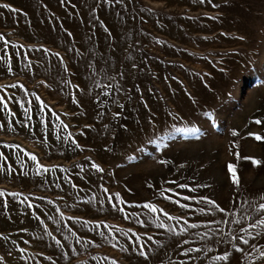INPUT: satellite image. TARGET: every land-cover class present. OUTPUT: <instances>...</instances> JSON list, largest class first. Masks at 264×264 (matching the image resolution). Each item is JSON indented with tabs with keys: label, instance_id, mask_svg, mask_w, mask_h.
Segmentation results:
<instances>
[{
	"label": "rangeland",
	"instance_id": "obj_1",
	"mask_svg": "<svg viewBox=\"0 0 264 264\" xmlns=\"http://www.w3.org/2000/svg\"><path fill=\"white\" fill-rule=\"evenodd\" d=\"M3 4L0 264H264V0Z\"/></svg>",
	"mask_w": 264,
	"mask_h": 264
},
{
	"label": "snow or ice",
	"instance_id": "obj_2",
	"mask_svg": "<svg viewBox=\"0 0 264 264\" xmlns=\"http://www.w3.org/2000/svg\"><path fill=\"white\" fill-rule=\"evenodd\" d=\"M121 2H122V0H115V3H121ZM61 3L63 4L64 0H61ZM104 3L111 5L113 3V0H104ZM0 8H8L12 12H16L17 11L15 8H11L10 5H7V4L0 5ZM0 41H3V43L5 45L8 44V41L3 37V35H0ZM21 47H23V46H21ZM45 51H47V50H45ZM55 55L58 56L59 54L56 53ZM4 59H5V56H0V60H4ZM7 59L11 60V57H7ZM30 66H31L30 64L27 65V67H29V68H30ZM10 68H11V65L9 64V70H10ZM11 87H13V88H15V87L23 88L24 86L23 85H15V84H13V85H11ZM105 87H107V85H105ZM109 94L110 93H104V95H109ZM29 103H30V101H29ZM21 106H23V105H21ZM41 107H44L43 102H41ZM121 107H123V105H121ZM0 110L8 111L10 116H14L15 115V113L11 112V109L9 108V105H8V101L5 100L3 95H0ZM28 112H30V109H26L25 110L26 115H27ZM28 119H31V117L28 116ZM57 119H59V118L57 117ZM9 122H11V121H9ZM255 123L259 124V123H261V121L260 120H256ZM2 127H3V124H0V128H2ZM64 127H67V126L65 125ZM233 135H237V133L234 132ZM255 138L257 140L262 139V137H260L258 135ZM9 147H11V146H9ZM16 147H18V146H16ZM0 155H3V154L0 153ZM30 158L33 161H36V157L35 156H31ZM254 163L259 164V161H255ZM37 164H38L37 172L39 173L41 171V167L42 166H39V162L38 161H37ZM92 167L96 168L97 171H102V169H100L95 164H93ZM2 169H3V165L0 164V170H2ZM9 170H11V169H9ZM48 171H49V169L43 168V172L46 173ZM229 171L232 173V181H233V183L236 184V185H239V178L236 175L235 167L232 166V165H229ZM179 187L186 188L187 185H179ZM105 192H107V189H105ZM5 195H6L5 192L0 191V197H5ZM7 195H10V196H13V197H17V196H20L21 194L20 193H8ZM166 198L171 199V197H166ZM27 199L28 198L25 197L24 200L21 201V203H24V201H26ZM185 199H188V197H185ZM202 199L205 200L206 203H208V204H210V205H212L214 207H218V206L215 205L214 201L208 200L207 198H202ZM261 199H264V196H262ZM109 200H111V197H109ZM175 202L179 203V201H175ZM4 206L7 207V200L6 199H5V202H4ZM31 206L32 205L29 204V207H31ZM180 206L181 207H188V205H180ZM114 207H115V205H114ZM143 207L148 209L151 213H156L158 211L163 212L162 209H157V207L155 205L150 204V203L144 204ZM199 211L204 212L205 210L202 208V209H199ZM219 211L223 212L224 209H219ZM253 211H254L256 217H258L257 219H252V217L250 215H248L247 213L242 217V219H244V220L252 219V222L248 225L247 228H241L240 229V231L242 233H244V235L240 236L239 240L244 245H248L250 243L248 237H251L252 240H255L257 237H259L261 235H264V231H261V230H264V203L259 204V207L258 208H254ZM60 215H61V217H63V213H60ZM163 215L166 216L169 220L175 219V220H177L179 222L180 218H178V217L169 216L168 213H166V212H163ZM69 219H72V218L70 217ZM233 222L239 224L241 221L240 220H235ZM84 223H85V225H87L88 222L85 221ZM184 223L187 225L188 224L187 220H185ZM97 227H99V225H97ZM157 227L165 228L166 225L162 221H160V222L157 223ZM188 227L195 229V228L198 227V225L197 224H190V225H188ZM167 230L170 231V232H175V229L173 227H168ZM183 230H186V229H183ZM176 234H179V233H176ZM49 235H51V234L49 233ZM101 235H103V233H101ZM125 235H127V233H125ZM229 235L231 236V233H229ZM204 236H207V233H205ZM204 236H201V239H203ZM148 239L151 240L152 237L149 236ZM231 239L234 241V240L237 239V237L236 236H231ZM136 240L138 242L140 240V237L137 236ZM55 242L58 245L61 243L59 240H56ZM79 242H80V239L77 238V243H79ZM13 243H15V242H13ZM185 243H187V241H185ZM143 247H144V245L141 244L140 245L141 250H140L139 254L144 256L145 258H147V253H145L143 251ZM233 248L236 251H239L242 254H244L246 259H249V260L252 259V253L251 252H245V249L240 248V247H238L235 244L233 245ZM251 248H252V250L255 253H258L259 258L264 259V245H260L258 247L256 244L253 243L251 245ZM24 251L25 250L23 248L20 249L21 253H23ZM188 251L199 252V251H201V249H199V248H197V249H189ZM209 251H210V249H209ZM187 254H188V252L184 253V255H187ZM229 256H230V253L225 252L224 254L219 255V256H215L212 259H213L214 262H217V264H218V262H225V264H227V262L229 261ZM49 259H51V258H49ZM112 264H115V262L113 261Z\"/></svg>",
	"mask_w": 264,
	"mask_h": 264
}]
</instances>
